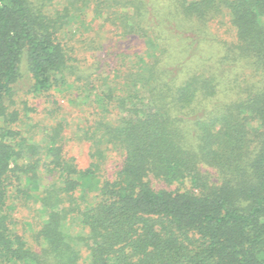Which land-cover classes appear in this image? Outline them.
<instances>
[{"label":"trees","instance_id":"trees-1","mask_svg":"<svg viewBox=\"0 0 264 264\" xmlns=\"http://www.w3.org/2000/svg\"><path fill=\"white\" fill-rule=\"evenodd\" d=\"M0 264H264V0H0Z\"/></svg>","mask_w":264,"mask_h":264},{"label":"rangeland","instance_id":"rangeland-1","mask_svg":"<svg viewBox=\"0 0 264 264\" xmlns=\"http://www.w3.org/2000/svg\"><path fill=\"white\" fill-rule=\"evenodd\" d=\"M94 28L97 32H116L113 27H110L107 24L105 25L101 20L94 22ZM131 43L136 45L134 41ZM69 149L70 153L77 159V162L79 163L80 167H88L89 157L87 155V146L85 144L72 142L69 144ZM156 186H161V184L156 183Z\"/></svg>","mask_w":264,"mask_h":264}]
</instances>
